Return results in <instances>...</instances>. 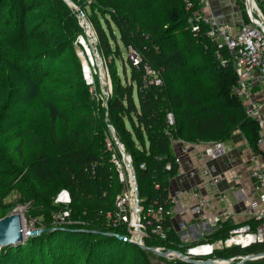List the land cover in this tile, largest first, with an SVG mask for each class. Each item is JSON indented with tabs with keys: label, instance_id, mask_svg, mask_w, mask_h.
Masks as SVG:
<instances>
[{
	"label": "trees",
	"instance_id": "trees-1",
	"mask_svg": "<svg viewBox=\"0 0 264 264\" xmlns=\"http://www.w3.org/2000/svg\"><path fill=\"white\" fill-rule=\"evenodd\" d=\"M72 2L96 28L98 49L106 62L121 51L115 33L106 32L97 13L111 17L123 48L140 52L144 64L160 71L163 84L144 89V67L133 68L129 61L130 82L127 76L121 81L111 62L113 93L107 106L101 107L80 71L70 73L56 67L62 57L74 53L73 43L82 33L74 8L63 0H0V104L13 101L12 108L18 104L0 124V136L21 135L29 111L20 112V107L32 110L40 102L46 112L35 132L25 128L35 133V156L32 154L30 162L24 160L22 142L13 150L20 149L21 164L27 170L18 180L21 198L16 204L30 203L31 217L45 231L24 244L2 249L0 264H191L154 255L116 237L126 236L127 227L112 226L107 214L115 211L126 184L120 183L111 161L113 154L119 159L121 155L114 144V150L107 146L111 137L108 126L116 130L133 161L141 206L171 208V186L180 171L175 141L232 143L235 136L242 135L257 150L260 126L248 119L241 99L232 91L238 81L234 63L225 51L218 55V47L206 37L205 26L194 35L185 0H93L97 10L84 0ZM91 10L95 11L93 18ZM248 22L245 14L243 25ZM77 66L81 68L80 63ZM15 93L19 95L16 100ZM18 112L24 114L7 125ZM169 113L174 115L173 126L167 122ZM10 168L0 153V184L14 176L5 175ZM63 189L72 196L73 224L57 227L54 215L63 208L55 200ZM5 190L0 188V210L7 208ZM164 225L167 241L149 235L144 239L146 246L185 252L175 226L170 220ZM234 227L235 223L226 221L208 239L226 238ZM259 253H264V243L220 250L215 257L229 260ZM244 264H264V259Z\"/></svg>",
	"mask_w": 264,
	"mask_h": 264
},
{
	"label": "built area",
	"instance_id": "built-area-1",
	"mask_svg": "<svg viewBox=\"0 0 264 264\" xmlns=\"http://www.w3.org/2000/svg\"><path fill=\"white\" fill-rule=\"evenodd\" d=\"M184 3L186 10L191 14L189 25L195 36L201 32L200 27L205 26L206 37L218 47V55L221 56L220 53L225 51L229 62L234 63L238 81L232 91L241 99L248 119L255 120L260 126L257 150H253L245 141L248 159L243 160L242 153L235 154V148L230 143L175 141V160L180 167L175 181L177 180L181 187L171 188V208L157 204L155 207L144 209L136 192L134 177L128 176L126 191L117 198L115 211L108 213L107 217L109 223L116 228L126 226L128 233L124 237L139 247L141 244L145 245L144 239L149 238V235L167 241L164 223L170 220L180 236L185 252L170 250L164 246L152 247L153 249L168 252V260L178 259L186 262L189 258L198 261L197 264H207L208 260H213L215 264H226L228 260L215 257L220 250L236 247L247 249L254 244L264 243V12L255 0H244V12L249 22L235 28L231 24L222 23L215 15H205V8H210L209 0H185ZM79 18L85 29V35L78 38V45L82 50L80 57L84 67L83 79L90 87L93 97L106 107L113 93L109 68H105L104 60L103 64L100 61L102 67L97 66L100 58L97 36L87 18ZM129 49L127 61L133 68L144 67V89L152 85L161 86L163 80L160 71L144 64L140 52ZM90 66L94 72L88 71ZM96 84L100 86V91L98 86L94 89ZM258 89L263 92L256 94ZM167 122L170 126L175 124L173 113L168 114ZM113 141L121 159L113 154L111 161L120 171L121 181H125L126 177L121 173V169L123 166L128 169L129 162L133 161L130 155L128 158L124 157L122 146L115 139ZM192 153H196L203 160L202 166L198 167L192 163ZM141 167L145 168V165ZM170 169L171 166L168 165L167 170ZM186 181H195V184ZM246 183L251 190L250 194L245 190ZM223 184L227 185L226 191L219 189L214 196L208 193L207 190L219 188ZM229 190H236L234 203L228 201L226 194ZM55 204L63 207L62 211L54 216L55 225L59 227L73 224L70 220L69 207L72 204V196L69 191L61 190ZM188 214L191 220L186 222L184 218ZM226 221L235 223L228 236L216 241L209 240L208 236ZM193 223L197 224V227H193ZM31 228L42 229L37 226V222H31ZM174 251L181 252L184 257ZM253 256H237L229 260L240 261L243 257Z\"/></svg>",
	"mask_w": 264,
	"mask_h": 264
},
{
	"label": "rangeland",
	"instance_id": "rangeland-1",
	"mask_svg": "<svg viewBox=\"0 0 264 264\" xmlns=\"http://www.w3.org/2000/svg\"><path fill=\"white\" fill-rule=\"evenodd\" d=\"M84 1H86L88 3V5H91V8L95 9V7L92 6V4H95V2H93V0H84ZM255 1H256V3H257L259 8H261V9L264 8V2L260 3L257 0H255ZM243 3H244V1H243ZM243 3H242V5H240V0H239V10H240V12H242L241 13L242 15H245L243 13H244V10L246 9V7H245V4H243ZM85 6H86V4H84V8H85ZM71 7L74 8V11H75L74 13L76 14V18L78 19L79 26L82 29V33H81V35L78 36V38L80 36H82V35H85L84 34V30L85 29H84V27L82 25V20L79 17L87 18V20L89 21V23L91 24V26H92V28L94 30V33L97 36V39H98L97 45H98V48H99V36H98L97 30L94 27V25L92 24L90 18H88L87 14H85V12L82 11V8L80 6L78 7L77 5H73ZM87 10H88V7H87ZM95 10H97V9H95ZM105 11H107V10L105 9ZM263 12H264V9H263ZM91 13L93 14V16H92V18H93L94 15H95L94 14L95 11L93 10V12H92V10H91ZM204 13H205V15H209L208 13H206V10H204ZM97 18H98L99 23L101 25L103 24V27L106 30V32H108V34H109L108 30H111L113 33H115L114 37H115V40H117V41H115L116 44L118 43L117 44V47L119 48L118 51H121L120 55L114 56L112 54L109 58H107V62H108V65H107V62L105 61L106 59L102 55L101 51L98 49L100 51V57L102 58V61L104 60V62H105V64H104L105 68H106V66H108V68H109L110 67L109 64L111 62H114V65H115V67L117 68V71H118V75H120V77H121V81H123L124 77L127 76V80H128V82H130V76H131L132 69H131L130 65L128 64V62H127L128 57H129V52H128V50L124 49L123 45L121 44L119 31L116 29V27L113 26L112 22L110 21V18H111L110 16L102 17L100 14L97 13ZM105 22H107L108 24L106 25ZM78 38L73 43V46H74L73 51H74V53L62 57L58 61L56 67H57L58 70L66 71V72H70V73L71 72L72 73H78L80 71L81 74H82V78H83V72H84L83 68L84 67L82 66V59L80 57L82 55V53H81L82 50H81L80 46L78 45ZM115 42H114V39H113L112 43H113L114 47L116 46ZM121 59H122L123 62L121 61ZM79 63L81 65L80 69L77 66V64H79ZM123 63L126 65V67H125V65ZM125 68H126V70H125ZM97 69L99 70V67ZM97 69H96V71L99 73L100 71H98ZM109 71H110V68H109ZM109 76H110V80H111L110 72H109ZM97 86H98V90L100 91L101 88L97 84H96V87L94 89H97ZM112 88H113V85H112ZM11 92L14 93L15 90L13 89V91H11ZM17 97H19V95L17 93H15L14 94V100H16ZM134 97H135V95H134ZM93 98H95V97H93ZM135 102H138L137 97H135ZM98 103H101L102 104L101 107H104L102 102H98ZM12 104H13V101H10L8 103L5 102V103L0 104V124L4 123L5 120L6 121L8 120L7 117H8L9 114H11V112H14V111L17 110L18 104H14L13 108L10 107ZM26 109H27V111H29L28 112L29 114L27 115L29 118L25 122L24 126H25L26 129H33L34 130V128L38 125L37 122L40 123V121H45V119H46L45 109L43 108V106H42V104L40 102H36L35 105H34V108L32 110L29 109V108H26V105H24V107H20L19 108L20 112H24ZM5 113H8V114L5 115ZM19 114L20 113L18 112L16 114V116H12L13 118L7 123V125L11 124V123H14L16 120L18 121V118H19L18 115ZM21 114H24V113H21ZM36 118H37V121L35 123H33L32 120H34ZM25 128L23 129V132L21 133V135H18L16 133L10 132L9 135L7 134V135H1L0 136V153H2V155L6 158V160L9 162V165L11 167L9 172H5V175L14 174L13 177L10 176V177H8L6 179V181H8V182L0 184V188L1 189H6L4 192L7 193V195H5L6 198L3 201V204L7 205L6 206L7 208L4 209V210H0V216H4L6 214L10 215L11 212H14V211H17L18 213H21L22 216H23V229L25 230V233H26L25 237L28 239L29 238L27 236L28 232L32 229L31 228V222L36 223L38 221V223H39V220L36 219V218H32L31 217V212L29 210L30 203L19 204V205L16 204V201H19L20 198H21L20 197V193H18V191H17V186L20 184V182H18V180H20V179H22V178H24L26 176L27 170L25 169V166L23 164H21L20 152H19L20 149L15 151V152L13 151L15 146L20 145L21 142H22V144H23V146L21 147V148H23L22 151H23V153L26 152V155L24 156V160H27V162H30V159H32L31 156H32V154L34 155V153H33L34 150L32 148V145L35 143L34 142L35 133H30L29 131L25 130ZM34 132H35V130H34ZM245 141H246V139L242 135H240L239 137L235 136L233 138L234 147H236L237 150L241 151L243 155L247 156L248 155V148L246 146ZM113 142L114 141H113V138H112V135H111L110 138H107V146H108V148H112V150H114V146H115V145L113 146V144H114ZM110 143H112L111 144L112 147L109 145ZM248 144L250 145V142H248ZM124 149H125V146H124ZM125 151H126V149H125ZM234 153L238 155V152H234ZM116 171H117V175H118V178L120 180V183L126 184V188H127V184H128L127 177H126L124 182L123 181L121 182L120 171L117 168H116ZM16 173H18L19 175H17ZM121 173H122V170H121ZM125 175H126V173H125ZM124 191H126V189ZM124 191H122V192H124ZM137 193H138V190H137ZM138 197H139V193H138ZM139 199H140V197H139ZM14 203H15V206L12 207L11 210H10V206L13 205ZM57 214H55V215H57ZM33 226H35V225H33ZM27 239H25L22 244H24L27 241ZM255 255H258V254H255Z\"/></svg>",
	"mask_w": 264,
	"mask_h": 264
},
{
	"label": "water",
	"instance_id": "water-1",
	"mask_svg": "<svg viewBox=\"0 0 264 264\" xmlns=\"http://www.w3.org/2000/svg\"><path fill=\"white\" fill-rule=\"evenodd\" d=\"M65 3H67L70 6L75 5V3L72 2V0H63ZM109 130L111 131V135L112 138L115 139L120 146H122L123 149V155L124 157H129L128 153H126V151L124 150V145H122L117 136H116V130H114V128L109 125L108 126ZM129 162V161H128ZM129 167L132 171V176L134 177V182H135V186H136V190H138V182H137V177L133 171V163L129 162ZM45 230H36V231H29L28 232V236L31 237H36V236H40ZM94 232V231H92ZM116 237L121 240V241H126L127 239L124 236H120V235H116ZM25 238V234H24V229H23V216L21 213L18 212H11L10 215L5 216L4 218L0 219V252L2 251V249L7 248V247H12V246H18V244L23 243ZM144 250H147L151 253H153L154 255L160 256V257H164L167 258L168 256V252H160L158 250H155L153 248H149L144 244L140 245ZM175 253H177L179 256H183L181 252L179 251H174ZM184 257V256H183ZM264 258V253L260 254V255H256L253 257H243L241 258V260L237 263V264H244L245 262L248 261H253L255 259H262ZM187 263H191V264H197L198 261L193 260V259H189L186 260ZM235 261L233 260H228V262L226 264H233ZM207 264H215L213 260H208L206 262Z\"/></svg>",
	"mask_w": 264,
	"mask_h": 264
},
{
	"label": "crops",
	"instance_id": "crops-1",
	"mask_svg": "<svg viewBox=\"0 0 264 264\" xmlns=\"http://www.w3.org/2000/svg\"><path fill=\"white\" fill-rule=\"evenodd\" d=\"M210 1V8H205L206 10V13H208L209 15H215L216 17L219 18V20L223 23H226V24H232L235 28H238L240 27L241 25H243V19H244V15H242L239 10V0H209ZM242 1V2H241ZM244 0H240V5H242ZM258 2L262 3L264 2V0H257ZM244 4V3H243ZM261 91L263 92L262 89H258L256 91V94H260ZM260 99V97H259ZM240 135H238L237 137H239ZM230 145L232 147H234V142L233 143H230ZM235 148V151L234 152H238V153H242L241 151L237 150L236 147ZM242 158L243 160H246L248 159L246 155H243L242 154ZM190 159L192 160V163L198 167L202 166V163H203V160L200 159L196 153H192ZM244 167H242L243 169ZM186 183H192V184H195V181H191V182H188L186 181ZM186 183H183V184H186ZM181 184L176 180H174L172 182V186L171 188L173 189H176V187H181L180 186ZM245 190L247 192V194H250L251 190H249V185L246 183L245 185ZM227 185L226 184H223L221 185L219 188H213V189H210V190H207L208 193L211 195V196H214L216 195L218 192H219V189L221 190H224L226 191L227 189ZM235 194H236V190H229L228 193L226 194L227 197H228V201L229 202H233V199L235 197ZM220 208V207H219ZM242 219H244V217H242ZM176 218L174 219V222H175ZM184 220L187 222V221H190L191 220V216L188 214L187 217L184 218ZM193 227H197V224L193 223L192 225Z\"/></svg>",
	"mask_w": 264,
	"mask_h": 264
},
{
	"label": "bare ground",
	"instance_id": "bare-ground-1",
	"mask_svg": "<svg viewBox=\"0 0 264 264\" xmlns=\"http://www.w3.org/2000/svg\"><path fill=\"white\" fill-rule=\"evenodd\" d=\"M194 35H195V33H194ZM129 48H131V47H129ZM128 48V49H129ZM131 49H133V48H131ZM130 50V49H129ZM129 50H128V52H129ZM133 50H136V49H133ZM94 61H95V63L97 62L96 61V58L94 57ZM100 61L102 62V64H103V61H102V58L100 57V58H98V65L97 66H101L100 65ZM95 65V66H96ZM96 66V67H97ZM102 67V66H101ZM90 68H91V66H90ZM141 68V67H140ZM138 69V68H137ZM89 72H94V70L91 68L90 70H88ZM125 150V149H124ZM122 173H123V175H124V177H127V179L129 178L128 176H131V177H133L132 176V171H131V169H130V167L127 169L126 167H122ZM133 171H134V173H135V170H134V167H133ZM125 173H126V175H125ZM122 182V181H121ZM124 182V181H123ZM136 192H137V190H136ZM123 193V192H122ZM122 193H121V195H122ZM120 196V195H119ZM118 196V197H119ZM60 206V205H59ZM62 207V206H61ZM63 208V207H62ZM62 211V210H61ZM60 211V212H61ZM71 213H72V211H71ZM136 216H138V214L136 215ZM44 228H42V229H40V230H43ZM36 230H38V229H36V228H32L31 229V231H36ZM24 234L26 235V233H25V230H24ZM28 236V235H27ZM28 237H31V236H28ZM24 239H27L26 237L24 238ZM22 243H20V244H18V245H21ZM146 245V244H145ZM255 245V244H254ZM148 247V246H147ZM252 247V246H251ZM150 248V247H149ZM262 254V253H261ZM258 255H260V254H258ZM254 256H256L255 254H254ZM262 259H264V258H262ZM255 260H258V259H255Z\"/></svg>",
	"mask_w": 264,
	"mask_h": 264
}]
</instances>
